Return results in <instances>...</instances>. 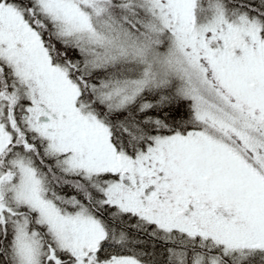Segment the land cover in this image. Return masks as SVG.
I'll list each match as a JSON object with an SVG mask.
<instances>
[{
	"label": "snow or ice",
	"instance_id": "snow-or-ice-1",
	"mask_svg": "<svg viewBox=\"0 0 264 264\" xmlns=\"http://www.w3.org/2000/svg\"><path fill=\"white\" fill-rule=\"evenodd\" d=\"M0 264H264V0H0Z\"/></svg>",
	"mask_w": 264,
	"mask_h": 264
}]
</instances>
